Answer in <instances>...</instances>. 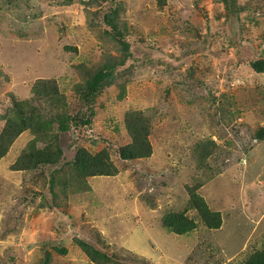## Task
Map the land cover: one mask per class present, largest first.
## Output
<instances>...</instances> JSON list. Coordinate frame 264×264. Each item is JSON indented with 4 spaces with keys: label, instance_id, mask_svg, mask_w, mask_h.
Masks as SVG:
<instances>
[{
    "label": "rangeland",
    "instance_id": "374dc122",
    "mask_svg": "<svg viewBox=\"0 0 264 264\" xmlns=\"http://www.w3.org/2000/svg\"><path fill=\"white\" fill-rule=\"evenodd\" d=\"M261 58L264 0H0V134L17 110L34 117L0 159V264H245L264 251ZM102 69L111 82L90 92ZM52 79L57 100L38 93ZM131 113L148 119L151 153L123 159ZM36 137L59 142V160L14 169ZM82 147L114 173L71 171ZM181 211L196 226L175 234L163 221Z\"/></svg>",
    "mask_w": 264,
    "mask_h": 264
},
{
    "label": "trees",
    "instance_id": "16d2710c",
    "mask_svg": "<svg viewBox=\"0 0 264 264\" xmlns=\"http://www.w3.org/2000/svg\"><path fill=\"white\" fill-rule=\"evenodd\" d=\"M253 68L258 72H264V58L256 59L252 62ZM109 73L106 70L97 71L95 75L88 81V90L90 92H96L101 86L108 85L111 81L107 78ZM38 86V93L45 96L60 97V90L55 79L44 81ZM16 114L10 116L0 134V159L6 154L8 145L12 143L15 137L27 129L33 127V113L30 115L23 113L21 110H17ZM60 125L61 130L66 131L69 128V123L65 121L62 116ZM51 122V121H50ZM148 119L142 114L128 115L127 126L129 127L132 142L123 146L120 150L121 157L123 159H132L145 157L151 153V144L148 140ZM38 138L36 137L30 144L31 148L24 151L17 163L14 165L16 170H31L38 168L41 164L55 163L62 155V147L57 142V148L52 150V143H49L48 147L36 148ZM51 146V151L50 147ZM71 171L79 176H93L102 174L114 173V165L103 155L98 153L96 155L90 153L85 148H79ZM81 176V177H82ZM84 178V177H83ZM197 204L200 209V213L205 223L210 229L220 228L222 225L221 213L216 210H212L207 202L202 197L196 196ZM187 215L181 212H173L163 221V226L168 230H171L175 234H185L195 228V222L186 217ZM106 264V261L102 262ZM245 264H264V251L255 253L251 256V259Z\"/></svg>",
    "mask_w": 264,
    "mask_h": 264
}]
</instances>
